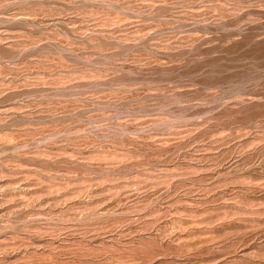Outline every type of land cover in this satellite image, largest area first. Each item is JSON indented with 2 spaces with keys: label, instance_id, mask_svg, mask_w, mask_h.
Instances as JSON below:
<instances>
[{
  "label": "rangeland",
  "instance_id": "374dc122",
  "mask_svg": "<svg viewBox=\"0 0 264 264\" xmlns=\"http://www.w3.org/2000/svg\"><path fill=\"white\" fill-rule=\"evenodd\" d=\"M0 264H264V0H0Z\"/></svg>",
  "mask_w": 264,
  "mask_h": 264
}]
</instances>
